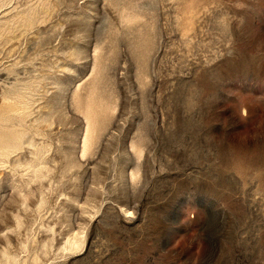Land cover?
Here are the masks:
<instances>
[{
	"label": "rangeland",
	"instance_id": "obj_1",
	"mask_svg": "<svg viewBox=\"0 0 264 264\" xmlns=\"http://www.w3.org/2000/svg\"><path fill=\"white\" fill-rule=\"evenodd\" d=\"M0 264H264V0H0Z\"/></svg>",
	"mask_w": 264,
	"mask_h": 264
}]
</instances>
